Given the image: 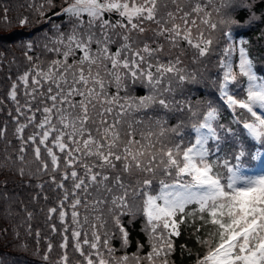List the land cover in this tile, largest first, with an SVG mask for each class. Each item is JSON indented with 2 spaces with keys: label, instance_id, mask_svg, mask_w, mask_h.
Wrapping results in <instances>:
<instances>
[{
  "label": "snow or ice",
  "instance_id": "1",
  "mask_svg": "<svg viewBox=\"0 0 264 264\" xmlns=\"http://www.w3.org/2000/svg\"><path fill=\"white\" fill-rule=\"evenodd\" d=\"M210 2L64 0L53 13L67 17L71 30L53 23L59 34L53 47H44L58 58L45 65L25 52L30 67L0 98V112L6 100L13 106L7 116L19 142L15 158L5 156L0 167L40 181L33 202L55 194L46 221L60 240L54 246L45 237L41 249L33 212L23 206L21 224L0 226V246L10 233L15 249L0 252V264H51L54 247L55 264H72L71 254L78 256L76 264H130L127 255H114L110 235L101 231L105 212L123 247L130 241L121 217L144 219L151 250L134 254L135 264H174L182 225L198 246L193 264H264V50L256 49L264 40V0H220L211 11ZM45 5L55 6L45 0L36 9L40 15ZM3 11L7 21L8 9ZM26 23L27 17L20 20ZM252 33L256 40L235 39ZM26 47L31 51L33 44ZM186 48L193 50V62L215 56L209 86L221 105L193 103L201 76L183 66ZM138 88L147 94L131 96ZM223 106L246 135L220 122ZM150 111L149 127L138 130L144 120L129 117ZM172 116L177 122L169 127L165 117ZM7 131V124L0 126V140ZM253 160L259 161L256 171L246 168ZM14 195L0 186L5 218L13 215ZM180 251L193 255L183 244Z\"/></svg>",
  "mask_w": 264,
  "mask_h": 264
},
{
  "label": "trees",
  "instance_id": "2",
  "mask_svg": "<svg viewBox=\"0 0 264 264\" xmlns=\"http://www.w3.org/2000/svg\"><path fill=\"white\" fill-rule=\"evenodd\" d=\"M53 2L55 6L53 8H48L47 5H45V13L44 15H40L36 9L39 8L41 4H44L45 0H0V98L6 97V94L10 89L11 82L30 67L29 62L25 57V52H28L29 55H32L34 61H36V58L38 57V62H41L45 65L52 59L58 58L56 53L48 52L44 47L45 45L53 47L52 41L59 34L56 29L52 27V24L55 23L60 25V31L65 33L71 30L72 25L68 22L67 17L53 15V13L60 12L61 7L64 5V0H53ZM205 2H208V0H205ZM29 3L34 4L35 7L29 9L27 7V4ZM219 3L220 0H211V2L208 4L209 10L211 11L214 7L219 6ZM4 8L8 9L7 21L3 19ZM24 17L28 18V23L21 25L20 20ZM214 18L219 19V17L215 16V13ZM213 37L218 41L219 45L222 46L223 41L221 39L220 33H213ZM241 38L256 40L257 34L252 33L249 36L235 37L237 41ZM29 42L33 44L31 51H29L26 47ZM256 49L257 52L264 50V40L259 41V43L256 45ZM78 55L79 53H77V56ZM183 61V66L186 67L189 72L195 71L201 76L200 85L197 86L199 90L197 91L194 89L191 93L193 103H196L197 101L206 102L207 100H213L217 103V105H221L222 102L218 100V94L214 95L215 90L209 86L211 84L210 78L217 71V69L214 67L215 56L211 58V62H208L207 59L204 62H193V50L186 48ZM205 64H207L208 70H205ZM109 91L115 92V86H111ZM145 94H147V90L143 88L134 89L130 93V95L133 97H138ZM123 95L124 93L121 92V96ZM12 107L13 106L11 102L6 100L4 105L5 111L0 112V126L7 124L8 128L6 138L4 140H0V163L4 162V157L7 155H11L14 159L15 150L19 147V142L16 140L13 134L15 125L7 116V110L11 109ZM239 113L240 110L237 109L236 115L238 116ZM149 116H152L151 111L148 113V116H145L143 112H134L129 117V119H143L144 124L137 126L138 130H143L150 125L148 119ZM183 118L187 124V117L184 116ZM165 119H167L169 127L174 126L177 122V118L175 116L165 117ZM220 122L231 124L234 129L238 131H244L246 135V130L242 129V124L237 125L234 123L232 110L228 109L226 106L221 107ZM8 140L12 141L10 146L7 144ZM257 148H259V145H257ZM253 151L255 152V149ZM261 151H264V149H261ZM258 165L259 161L253 160L251 165H246V168L251 171H256L257 167L254 166ZM39 182L40 181L36 179L29 180L28 177H20L15 174L14 170H10L9 167H0V186L6 187L10 196L15 194L14 202L11 204L13 213L11 218H5L6 214L3 212V208L7 207L8 205L3 201H0V226L15 229L23 222L22 217L24 213L21 211V207L26 206L29 211L33 212V219L31 221L33 230L35 231L39 229L41 232V243L39 247L43 249L45 237H50L54 246H58L60 237L59 235H52L50 233L46 221V210L47 207L53 205L55 194L48 191V201L39 199L33 202L31 199V197L39 191V189L35 187V185ZM19 201H23V205H21ZM104 220L106 221V224L101 231L102 233L108 232L110 235V244L114 249V255L116 257L127 255L130 258V264H135V261L131 260V257L134 254L144 257L151 250L149 236L145 231V221L142 217L138 216L135 221L131 223H129V217H121V223L129 231L130 242L127 247L122 246L120 239L121 234L115 225L112 216L105 212ZM181 230L182 235L180 237L174 238L176 251L172 254L170 259L174 262V264H193L194 256L198 250V246L195 245L192 238L188 235V231L185 229V226L182 225ZM20 231L22 238L29 243L30 247L34 246L32 238L24 236L23 229H20ZM8 237V241H6L3 246H0V252L14 253L15 249L9 246V243L13 240V237L10 233L8 234ZM182 244L186 245L192 250V256H189L186 252L181 254L180 245ZM138 245H143V247H138ZM58 251V247H54L51 257V264H55ZM71 259L72 264H76L78 256L76 254H71ZM142 264H147V261L144 260Z\"/></svg>",
  "mask_w": 264,
  "mask_h": 264
}]
</instances>
